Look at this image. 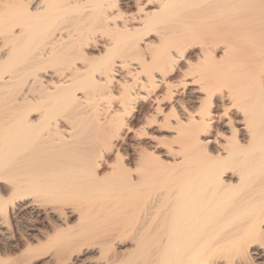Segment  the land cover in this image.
I'll list each match as a JSON object with an SVG mask.
<instances>
[{"label":"bare ground","instance_id":"1","mask_svg":"<svg viewBox=\"0 0 264 264\" xmlns=\"http://www.w3.org/2000/svg\"><path fill=\"white\" fill-rule=\"evenodd\" d=\"M0 264H264V0H0Z\"/></svg>","mask_w":264,"mask_h":264},{"label":"rangeland","instance_id":"2","mask_svg":"<svg viewBox=\"0 0 264 264\" xmlns=\"http://www.w3.org/2000/svg\"><path fill=\"white\" fill-rule=\"evenodd\" d=\"M176 75V76H175ZM178 75V76H177ZM173 76H175V77H173V80H175L174 82H178V79H180V74H179V71H177V72H175V74L173 75ZM178 77V78H177ZM177 79V80H176ZM181 85L179 86V90H178V96L176 95V98L178 97V99H184L185 101H186V99H188V94H187V92H186V90L185 91H183V88H181L182 89V91H181ZM179 91H181V93H179ZM187 94V95H186ZM186 98V99H185ZM189 102H191V101H188L187 100V103L189 104V105H191L192 107L194 106V105H198V103L197 102H191V103H189ZM197 103V104H196ZM220 104H218V106H216L215 107V110H216V112H220V113H223L222 111H224V105H222L223 103L222 102H219ZM222 103V104H221ZM228 103V100L226 101L225 100V104H227ZM194 104V105H193ZM167 105H169V104H167ZM221 105V106H220ZM145 108H143V112H141L140 114L141 115H139L140 116V118L142 119V118H144V115L143 114H147L149 111V113H152V110H151V108L149 107V105H148V103H146L145 104ZM195 107V106H194ZM169 108V106H167V109ZM223 108V109H222ZM147 109V110H146ZM150 109V110H149ZM144 110H146V111H144ZM148 113V114H149ZM229 114L232 116V117H235V118H240V114H239V112L236 110V109H233V110H231L230 112H229ZM239 115V116H238ZM143 116V117H142ZM225 115H223V119H222V121L221 122H223V123H221V122H219V124L220 125H218V127H219V129L223 132V133H225V134H227V135H229V128H228V126H227V124H226V120H227V118H226V116L224 117ZM239 120H237V124L239 123L238 122ZM154 129V130H153ZM149 131H151V132H153L154 131V133H155V135L157 134V136H159L160 134V136L157 138V137H155L154 138V140H153V138H149V137H147L146 135H138V136H140V138L137 136V138H135V139H132V138H126V137H124L123 139V141L121 140V142H122V144H123V147H125V151H127L129 154H131V153H133L134 151V147L133 146H130V144H131V142H137V148H138V146H140V145H142L143 146V144H144V146L145 145H147V146H145V147H147L148 149H151V150H154V151H156L157 153L158 152H162L164 149H163V147H165V142H162V143H164L165 145H163V147H162V143H161V141H164L166 138H168L169 137V135L171 134L170 132H167V131H162V132H160L159 130H158V128L157 127H154V128H151ZM156 131V132H155ZM158 132V133H157ZM163 134V135H162ZM166 135V137H164L165 135ZM144 136V137H143ZM164 138V139H162V137ZM130 139H132V140H130ZM137 139V140H136ZM139 139V140H138ZM170 139V138H169ZM168 139V140H169ZM158 140V141H157ZM167 140V141H168ZM159 141H160V143H159ZM223 141V140H222ZM129 142V143H128ZM139 142V143H138ZM126 144V145H125ZM157 144L159 145V146H157ZM128 145V146H127ZM128 147V148H127ZM150 147V148H149ZM156 147V148H155ZM158 150V151H157ZM134 154V153H133ZM47 211V210H46ZM49 211V210H48ZM44 212V210H43V212H41V218L38 220V223L36 224L40 229H43V228H45L46 226H48V224H53V223H57L58 224V222H57V219H56V217L55 216H52V214L51 213H49V212ZM48 213V214H47ZM44 214V215H43ZM46 214V215H45ZM49 215V216H48ZM46 216H48V217H46ZM51 217H53V218H51ZM46 218V219H45ZM53 219L52 221H49V220H51V219ZM42 219H43V221H42ZM49 219V220H48ZM55 219V220H54ZM74 217L73 218H70L69 220L72 222H70L69 221V223H71V224H73L75 221H74ZM41 220V221H40ZM49 221V222H48ZM40 223H42V224H40ZM40 224V225H39ZM45 224H47L46 226H45ZM43 227V228H42ZM20 228V227H19ZM22 231V230H21ZM23 232H28L26 229H23ZM254 257V256H253Z\"/></svg>","mask_w":264,"mask_h":264}]
</instances>
